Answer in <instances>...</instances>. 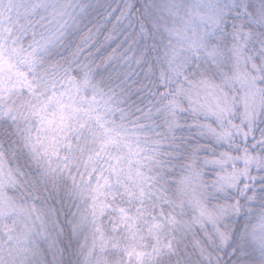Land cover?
<instances>
[{"label": "trees", "instance_id": "obj_1", "mask_svg": "<svg viewBox=\"0 0 264 264\" xmlns=\"http://www.w3.org/2000/svg\"><path fill=\"white\" fill-rule=\"evenodd\" d=\"M236 2L220 25L224 38L218 43L234 54L236 62L252 64L264 72V0ZM44 3L0 0V37L6 48L23 51L40 36L47 19ZM157 3L81 0L71 24L41 56L39 68L48 73V79L81 85L88 77L99 93L111 96V120L128 127L123 130L135 132L137 141L146 146L135 162L138 171L128 163L123 173L129 181L105 198L98 225L106 244L100 252L115 264L126 261L125 236L117 227V209L125 208L149 219H163L164 229L169 228L156 243L161 248L144 264H257L245 233L264 210V102L237 147L235 140L215 127L214 118L192 110L185 97H171L174 93L167 88L163 49L167 40L158 25ZM211 67L215 68L213 64L204 67L209 77ZM0 151L12 173L13 193L33 205L40 220L37 235L24 244L18 259L27 264H83L84 248L78 233L85 204L79 197L81 169L72 165L70 173L64 169L58 173L45 168L20 138L15 123L6 117L0 118ZM223 157L249 160L244 162L246 173L235 184H217ZM229 168L225 170L234 169ZM191 175L202 185L199 198L206 208L226 209L219 234H213L211 240L205 232L212 227H194V214L188 208L187 197L192 194L185 181ZM187 222H192L191 229L175 231ZM5 255L0 249V257Z\"/></svg>", "mask_w": 264, "mask_h": 264}, {"label": "rangeland", "instance_id": "obj_2", "mask_svg": "<svg viewBox=\"0 0 264 264\" xmlns=\"http://www.w3.org/2000/svg\"><path fill=\"white\" fill-rule=\"evenodd\" d=\"M80 2L45 0V28L23 51L6 48L0 37V118L15 123L20 138L45 168L58 173L62 169L70 173L72 165L81 169L79 197L85 204L82 202L78 233L84 248L83 264H115L100 252L106 243L101 239L98 220L105 209L107 194L129 181L123 173L128 163L138 171L135 162L140 160V149L146 146L137 141L135 132L123 130L128 127L111 120L114 108L111 96L99 93L88 77L78 85L48 79V73L39 68L44 50L63 35ZM236 5V0H158L155 10L158 25L166 34L163 49L169 77L167 88L174 93L171 97L187 98L192 110L214 118L215 127L241 147L239 140L250 131L251 122L264 102V83H258L264 81V72L252 64L236 62L234 54L218 43L224 38L220 25ZM211 64L215 68L211 67L213 73L209 77L204 67ZM226 159L218 165V186L232 185L246 173L244 162L249 161L246 157ZM228 165L234 169L225 170ZM185 183L192 194L187 197L188 208L194 214L192 219L199 228L212 227L209 233L205 232L211 240L213 234H219L226 209L213 211L205 207L199 198L202 185L198 178L191 175ZM13 187L11 170L0 151V249L6 251L0 261L27 264L18 256L24 244L37 235L40 220L33 205L14 194ZM117 211V227L121 228V236H125L123 246L128 248L124 264H144L162 246L156 243L169 229H164L165 220L149 219L125 208ZM191 223H181L175 231L185 232L191 229ZM169 225L174 228V224ZM245 234L257 264H264V210ZM172 239L169 237L167 241Z\"/></svg>", "mask_w": 264, "mask_h": 264}, {"label": "clouds", "instance_id": "obj_3", "mask_svg": "<svg viewBox=\"0 0 264 264\" xmlns=\"http://www.w3.org/2000/svg\"><path fill=\"white\" fill-rule=\"evenodd\" d=\"M159 87L161 88V90H163L165 86L164 85H159ZM261 115H264V109H262ZM244 126H245V128L248 127L247 121L244 122ZM261 202L264 203V196H262ZM199 226H200L199 224H195L194 225V227H199Z\"/></svg>", "mask_w": 264, "mask_h": 264}]
</instances>
